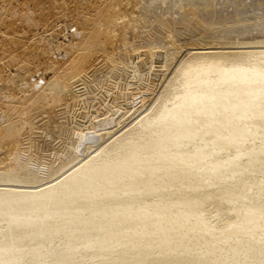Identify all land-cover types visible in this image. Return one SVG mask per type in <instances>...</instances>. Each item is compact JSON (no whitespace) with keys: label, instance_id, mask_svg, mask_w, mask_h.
I'll return each mask as SVG.
<instances>
[{"label":"bare ground","instance_id":"6f19581e","mask_svg":"<svg viewBox=\"0 0 264 264\" xmlns=\"http://www.w3.org/2000/svg\"><path fill=\"white\" fill-rule=\"evenodd\" d=\"M85 1L0 0V264H264V49L190 59L125 133L146 95L129 115L109 108L73 128L74 160L39 161L47 181L22 177L37 165L39 114L50 121L121 59L128 0ZM43 31L62 33L57 53ZM210 199L229 218L210 213Z\"/></svg>","mask_w":264,"mask_h":264},{"label":"rangeland","instance_id":"374dc122","mask_svg":"<svg viewBox=\"0 0 264 264\" xmlns=\"http://www.w3.org/2000/svg\"><path fill=\"white\" fill-rule=\"evenodd\" d=\"M123 11L129 12L131 19L117 28L113 47L118 57L121 56V59L119 58L121 61L117 60L115 70L114 63L101 65L100 69L91 75L88 89L85 88L82 95L77 96L76 100L71 103H63L54 113L51 122L48 117L46 118V112L39 114L36 121L43 125L35 127L34 132L37 134L33 133L34 139L36 138L33 148L36 149L37 165L34 164L33 169L22 173L25 179L28 178L29 181L34 182L40 179L47 181L50 178L48 164L41 166L46 169H38L43 159L48 163L53 162L54 168L67 165L74 160L77 140L71 135H74L75 127L85 128L89 117L93 115L99 119L107 113L109 108L121 110V107L123 110L119 113L123 111L129 115L134 109L131 107L141 105L142 96L146 95L148 100L144 108L116 131V133H125L157 105L167 93L177 71L190 59L204 54L225 56L235 55L245 50L264 49V0H128ZM70 19L64 18L67 22L65 27L68 28L65 30L66 33L75 28L73 27L75 24L73 25ZM61 34L43 31L38 38L57 53L62 43ZM139 53L149 54V59L145 61V64L140 65L142 66L140 69L136 70L128 63L131 57L136 59V54ZM155 53V58L160 59L156 67L153 66ZM35 56L36 52L31 55V57ZM32 68L35 70L34 67ZM158 68L162 69L159 71L160 74L164 71L166 73L157 75V78L153 76V70ZM41 69L42 67L38 68L37 72H41ZM153 77L157 81L155 80L156 83L152 85ZM25 80L26 77L22 83ZM14 84L18 85L17 82ZM135 92L137 94L133 95ZM78 119L80 121H77ZM111 138L112 136L106 139L103 144L105 147L109 145ZM84 148L85 144L81 145L79 152H83ZM2 156L6 158L4 154ZM85 159L82 161L84 162ZM4 161L7 163V159ZM11 184L13 187L19 186L17 183ZM206 209L222 220L229 218L225 208L218 201L210 199Z\"/></svg>","mask_w":264,"mask_h":264}]
</instances>
